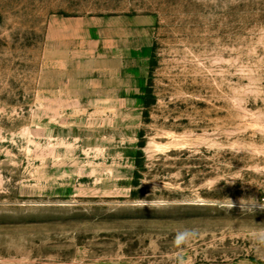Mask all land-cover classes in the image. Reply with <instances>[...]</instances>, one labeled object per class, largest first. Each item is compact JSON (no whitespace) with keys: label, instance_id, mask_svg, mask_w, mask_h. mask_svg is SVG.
<instances>
[{"label":"rangeland","instance_id":"1","mask_svg":"<svg viewBox=\"0 0 264 264\" xmlns=\"http://www.w3.org/2000/svg\"><path fill=\"white\" fill-rule=\"evenodd\" d=\"M0 264H264V0H0Z\"/></svg>","mask_w":264,"mask_h":264},{"label":"trees","instance_id":"2","mask_svg":"<svg viewBox=\"0 0 264 264\" xmlns=\"http://www.w3.org/2000/svg\"><path fill=\"white\" fill-rule=\"evenodd\" d=\"M151 65L154 64L153 57L151 58ZM154 101V98L152 96L151 90L149 87H147L145 95H144V107L147 108L149 106V103ZM147 114V111L145 112ZM146 141L143 138V130H140L138 133V143H137V149L135 151L134 155V174H133V180L134 185H136L141 178H143V175L145 172L148 171V162L146 160V156L143 152V148L145 147ZM175 153L174 150H171L168 152V155H173ZM183 154H185V151H182Z\"/></svg>","mask_w":264,"mask_h":264}]
</instances>
